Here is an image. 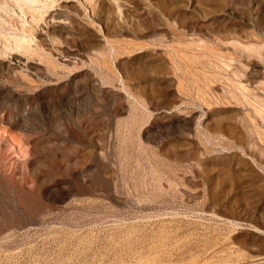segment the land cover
<instances>
[{
  "label": "rangeland",
  "instance_id": "obj_1",
  "mask_svg": "<svg viewBox=\"0 0 264 264\" xmlns=\"http://www.w3.org/2000/svg\"><path fill=\"white\" fill-rule=\"evenodd\" d=\"M0 264H264V0H0Z\"/></svg>",
  "mask_w": 264,
  "mask_h": 264
},
{
  "label": "bare ground",
  "instance_id": "obj_2",
  "mask_svg": "<svg viewBox=\"0 0 264 264\" xmlns=\"http://www.w3.org/2000/svg\"><path fill=\"white\" fill-rule=\"evenodd\" d=\"M45 4V3H44Z\"/></svg>",
  "mask_w": 264,
  "mask_h": 264
}]
</instances>
